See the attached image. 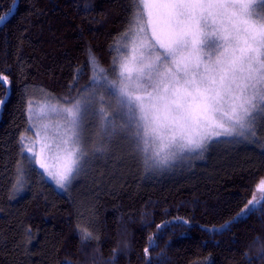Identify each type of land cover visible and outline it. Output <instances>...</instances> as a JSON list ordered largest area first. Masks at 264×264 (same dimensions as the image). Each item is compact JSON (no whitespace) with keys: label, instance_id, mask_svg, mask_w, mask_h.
<instances>
[{"label":"trees","instance_id":"obj_1","mask_svg":"<svg viewBox=\"0 0 264 264\" xmlns=\"http://www.w3.org/2000/svg\"><path fill=\"white\" fill-rule=\"evenodd\" d=\"M14 3L0 0V99L10 89L0 106V264H264V192L255 199L264 114L245 135L166 166L146 164L124 134L120 153L95 158L64 192L34 160L29 171L20 142L31 132L28 102L74 97L90 83V56L111 73L133 6ZM253 199L255 210L234 219Z\"/></svg>","mask_w":264,"mask_h":264},{"label":"snow or ice","instance_id":"obj_2","mask_svg":"<svg viewBox=\"0 0 264 264\" xmlns=\"http://www.w3.org/2000/svg\"><path fill=\"white\" fill-rule=\"evenodd\" d=\"M130 3L122 39L131 33L133 51H139L130 58L131 66L128 58L121 63L117 82L90 56L88 63L97 74L75 97L63 101L66 106H53L63 118L58 148L67 163L60 171L52 170L33 148H27L29 171L35 160L46 173L37 172L41 180L55 181L61 190L69 189L87 163L83 129L88 117L100 122L102 143L93 155L105 151L104 138L110 142L117 135L115 118H119L121 132L144 154L145 163L157 166L186 151L206 150L214 138L245 135L264 114V17L254 18L249 0ZM5 18L0 16V22ZM0 81L7 82L3 76ZM9 91L5 90L0 106L7 102ZM105 95L115 99L111 115ZM28 103L31 111L32 101ZM20 142L23 145V137ZM258 190L264 192V180ZM21 191L22 185L17 193ZM253 204L254 199L249 200L234 219L254 211ZM88 239L90 234L82 237Z\"/></svg>","mask_w":264,"mask_h":264},{"label":"rangeland","instance_id":"obj_3","mask_svg":"<svg viewBox=\"0 0 264 264\" xmlns=\"http://www.w3.org/2000/svg\"><path fill=\"white\" fill-rule=\"evenodd\" d=\"M249 2L253 5L254 18L264 17V0H249ZM150 34L151 31L149 29V35ZM130 41H131V33L127 38L124 39L121 38L119 42V47L115 55V62H116L114 65L115 70L114 71L112 70L111 73H109V70L107 71L110 80H117L118 82L119 79L118 74L120 71L121 63L125 62L126 58H128L129 65L131 66L130 58L133 55H137V56L139 55V51L136 52L133 51V48L135 46ZM125 45L127 46L125 47ZM98 67L102 68L99 64ZM96 74L97 73L96 71H94L93 66H91L90 81L92 77ZM105 99L106 101H108L107 110L111 115L112 111L116 109L115 99L108 97L107 95H105ZM31 101H32L31 111H29V103L27 105V115H28V121L31 132L28 135L25 134L24 136H22L23 150L25 151V153H28L27 148H33L34 152L41 157L42 162L45 164L47 168H50L55 171H60L62 170L63 166L67 163L64 153L58 148L60 139L63 135V129L62 127H60L63 124V118L60 114H58V111H53V106H55L57 109H59L62 106H66L63 104L64 100L58 102L55 100L50 101L48 99L46 100L33 99ZM261 116H257V118H261ZM115 122L117 127V135L114 136L110 142H106L107 138H104L105 151L96 152L93 155L94 149L102 143V138L100 134V122L95 117H88L86 119V124L83 129V136L85 141L84 150L88 153L86 165H89V163H91V161H93L95 158L108 155V153H110L111 151L113 153H120L121 150L120 142L124 137V133L121 132L120 130L121 121L119 120V118H115ZM237 131H239V129H237ZM219 138H228V137H219ZM98 140L99 141L101 140V142L97 145H94L95 142H98ZM46 144L48 146L47 148L45 147ZM128 144H127V151L129 153V151L131 150H130V145ZM28 154L31 155V153ZM150 154L151 153H149V155ZM190 155L191 152H187V151L181 154H177V156L173 159H170L166 165L181 160H188L192 158V156ZM35 164L38 167V169L42 173H44V169L40 168V165L37 164L36 162ZM166 165H159V166H166ZM44 174L46 176V173ZM46 180L49 181L57 191L64 192V190H61L56 186L55 181H52L47 178ZM259 186L257 187V190L255 192V199H257L260 195L263 194L262 191L258 190Z\"/></svg>","mask_w":264,"mask_h":264},{"label":"water","instance_id":"obj_4","mask_svg":"<svg viewBox=\"0 0 264 264\" xmlns=\"http://www.w3.org/2000/svg\"><path fill=\"white\" fill-rule=\"evenodd\" d=\"M16 4H17V0H15L13 8L16 6ZM5 84L7 85V82Z\"/></svg>","mask_w":264,"mask_h":264}]
</instances>
